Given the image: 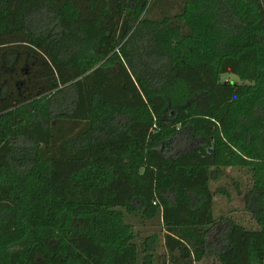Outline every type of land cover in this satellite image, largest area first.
Here are the masks:
<instances>
[{"label":"trees","instance_id":"obj_1","mask_svg":"<svg viewBox=\"0 0 264 264\" xmlns=\"http://www.w3.org/2000/svg\"><path fill=\"white\" fill-rule=\"evenodd\" d=\"M228 168L257 227L211 240ZM154 220L170 264H264V0H0V264H154Z\"/></svg>","mask_w":264,"mask_h":264},{"label":"rangeland","instance_id":"obj_2","mask_svg":"<svg viewBox=\"0 0 264 264\" xmlns=\"http://www.w3.org/2000/svg\"><path fill=\"white\" fill-rule=\"evenodd\" d=\"M222 80L232 83L240 82L239 77L233 74L223 75ZM210 185L215 200V216L217 220H219L217 228H215L210 235L211 240L216 237L219 226L226 225L227 222L239 223L246 228L257 227L253 212L248 208V200L250 197V200L252 199L254 192L251 175L246 169H224L217 174ZM138 228H141L144 237L155 233L157 234L154 264H170L167 261L162 239L163 233L161 231V226L158 225V221L154 220L153 223H147V226L139 227L136 225V229ZM194 264L218 263L213 254H208L205 257L203 255L199 258L196 257Z\"/></svg>","mask_w":264,"mask_h":264}]
</instances>
